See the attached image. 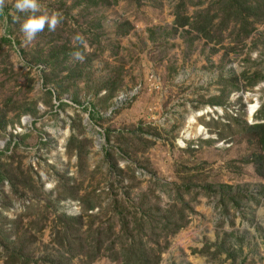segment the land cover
I'll list each match as a JSON object with an SVG mask.
<instances>
[{"label":"rangeland","instance_id":"rangeland-1","mask_svg":"<svg viewBox=\"0 0 264 264\" xmlns=\"http://www.w3.org/2000/svg\"><path fill=\"white\" fill-rule=\"evenodd\" d=\"M217 2L0 0V264H264V0L174 24Z\"/></svg>","mask_w":264,"mask_h":264},{"label":"trees","instance_id":"trees-1","mask_svg":"<svg viewBox=\"0 0 264 264\" xmlns=\"http://www.w3.org/2000/svg\"><path fill=\"white\" fill-rule=\"evenodd\" d=\"M250 1L251 0H218L217 5H219L218 8H219L220 14L217 12H214L213 14H211L209 12V9H204V10H200L198 12H195L191 17H184L180 13H176L174 24L178 28H184L186 26L190 27L191 30L198 33L204 40H206V42L218 44L220 42L219 41L220 37L216 36L217 23H215V21L217 19H222L221 21H223V22L225 21L226 23H228L230 21V18H232V19L234 18V19H236L237 22H246L247 23V18L251 15L250 10H253V5L251 6ZM180 6L183 7V4H180ZM3 16H5V15H2V13H0V18H3ZM220 23H222V22H220ZM248 34L249 33H247L245 35V37H247ZM4 41L7 43H10L9 39H4ZM65 49H66V47H64V52H63L64 56H66ZM80 49H82V47H80ZM49 57H50L51 61H54L55 57L52 53H51V55L49 54ZM120 83H121V81H119V84ZM249 129L251 131L255 132L257 135V138H258L257 144L260 147V150L262 153V155L260 156V160L261 159L264 160V123L252 125L251 127H249ZM189 191H190L189 189H186V190L181 192L180 189L177 188L175 195H174L175 200H178L182 205H185V203H183L182 195H183V193H189ZM173 208H175V207L171 206L170 209H173ZM163 212L170 213L169 210H167V211L164 210ZM169 217H171V216H169ZM169 217L168 218L165 217L163 219L167 220L166 222L169 223L168 222L170 219ZM125 224L126 223H124V225ZM142 228H143L142 226L139 227L140 232H142ZM166 228L167 227H165L164 229H166ZM174 228L175 229H173V231L171 232L172 234L176 233L178 230H180L182 228V223H181V225H180V223L175 225ZM125 230H126L125 233H127L128 238L132 240V245H127L128 248H127V251L125 252L127 257H126V263H124V264H130V258L132 256H137L136 250H135L136 249L135 244H137L138 240L137 239L135 240L136 237L134 236V241H133V237H131V232L127 228ZM151 231L153 232V229ZM138 243L140 244V242H138ZM58 245L62 246L60 243H58ZM131 246H132V248L134 246V250L129 248ZM16 258H19V257L16 256ZM4 262H5L4 264H14L16 261L14 260L13 255L10 254L9 257Z\"/></svg>","mask_w":264,"mask_h":264},{"label":"clouds","instance_id":"clouds-1","mask_svg":"<svg viewBox=\"0 0 264 264\" xmlns=\"http://www.w3.org/2000/svg\"><path fill=\"white\" fill-rule=\"evenodd\" d=\"M14 8L20 13H30L21 25V31L25 34L28 40L34 38L37 32L42 31L47 24L48 30H55L57 24L60 23L58 13H54L51 16L47 14L42 16H36L40 6L37 0H15ZM77 59H83V57L77 52L74 53Z\"/></svg>","mask_w":264,"mask_h":264}]
</instances>
